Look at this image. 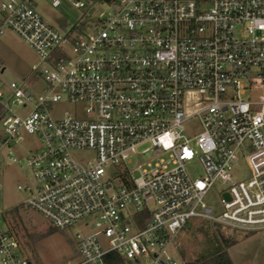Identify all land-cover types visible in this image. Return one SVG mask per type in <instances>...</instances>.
<instances>
[{"label": "built area", "instance_id": "built-area-1", "mask_svg": "<svg viewBox=\"0 0 264 264\" xmlns=\"http://www.w3.org/2000/svg\"><path fill=\"white\" fill-rule=\"evenodd\" d=\"M39 1L0 0V35L12 31L49 62L33 67L47 83L38 99L0 81V169L19 162L23 133L38 136L33 183L18 189L57 230L91 229L77 235L72 264H107L112 254L123 264H184L172 251L192 219L264 231V0H88L109 11L63 31ZM63 97L86 118L55 117L50 105ZM82 151L94 156L80 161ZM147 154L153 162L136 176L127 165ZM196 159L200 178L188 169ZM241 159L250 178L237 181ZM217 182L226 187L220 214L206 201ZM7 211L0 202V264H33L6 228Z\"/></svg>", "mask_w": 264, "mask_h": 264}, {"label": "rangeland", "instance_id": "rangeland-1", "mask_svg": "<svg viewBox=\"0 0 264 264\" xmlns=\"http://www.w3.org/2000/svg\"><path fill=\"white\" fill-rule=\"evenodd\" d=\"M85 1L87 3L85 9H75L69 1L59 8H54L46 1L40 0L38 10L48 23L62 31L65 27L73 26L87 16L101 18L109 11L107 6H91L88 0ZM34 66L41 69L49 66V62L42 60L12 31L6 30L0 35V81L6 85L12 82L21 83L25 90L30 91L35 99H38L39 96L47 93V83L39 70L33 71ZM30 108L27 110L20 108L17 112L24 116ZM50 109L55 117L69 113L80 119L86 118L85 106L72 103L66 97H63L59 103L51 104ZM192 128L197 130V124L193 123ZM40 145L38 136L23 133L19 144L13 149V155L19 162H8L0 169L2 180L0 202L3 209L8 210L6 228H10L13 235L19 239L23 256L33 264H72L78 257L77 235L90 232L91 229L84 223H79L62 231L57 230L45 218L27 206L29 193L18 189L19 185H32L33 177L28 160L30 152L38 150ZM147 147L143 146L139 151ZM74 155L78 160L85 161L91 159L94 153L82 151ZM153 158L152 154L132 158L127 167L129 170H134V174L138 176L139 171L135 169L139 165L153 162L151 161ZM188 169L193 178H200L203 175L202 165L198 159L188 165ZM234 177L237 181L250 178V171L245 160L239 161ZM225 188L222 182H217L206 197L207 203L218 208L217 214L221 213L220 194L226 190ZM11 211H13L12 214ZM216 225L219 224L199 219L189 221L187 229L178 238V250L172 251L174 257L180 258L185 264L195 262L202 245L208 242L218 245L219 242L222 247L221 241L225 238L237 241V244L228 249L235 264H264V231L236 232L229 227L219 225L221 233H217Z\"/></svg>", "mask_w": 264, "mask_h": 264}, {"label": "trees", "instance_id": "trees-1", "mask_svg": "<svg viewBox=\"0 0 264 264\" xmlns=\"http://www.w3.org/2000/svg\"><path fill=\"white\" fill-rule=\"evenodd\" d=\"M13 211L10 213L12 214ZM216 227L217 233H221V226L216 225ZM9 230L11 231L10 228ZM221 243L222 247L220 246L219 242L218 245H215L212 242L205 243L200 249V254L197 260L195 262H188L186 264H235L228 253V249L237 244V241L223 238ZM107 264L123 263L119 259V256L112 254L107 259Z\"/></svg>", "mask_w": 264, "mask_h": 264}, {"label": "water", "instance_id": "water-1", "mask_svg": "<svg viewBox=\"0 0 264 264\" xmlns=\"http://www.w3.org/2000/svg\"><path fill=\"white\" fill-rule=\"evenodd\" d=\"M224 197H225V199H226V200H230V197H229V195H228V194H225V196H224Z\"/></svg>", "mask_w": 264, "mask_h": 264}]
</instances>
